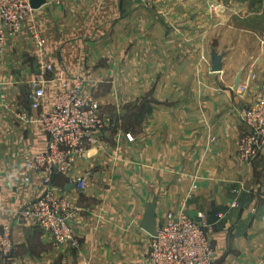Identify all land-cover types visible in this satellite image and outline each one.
Here are the masks:
<instances>
[{"label":"crops","instance_id":"1","mask_svg":"<svg viewBox=\"0 0 264 264\" xmlns=\"http://www.w3.org/2000/svg\"><path fill=\"white\" fill-rule=\"evenodd\" d=\"M47 65L54 72L34 109L32 81ZM63 76L87 78L85 91L118 122L54 181L76 208L78 248L18 215L44 192L26 159L47 147L39 119ZM263 90L264 0H45L0 58V229L12 227L15 245L0 264H148L141 224L153 201L157 226L169 212L205 213L216 264H264V150L250 165L238 155L241 111Z\"/></svg>","mask_w":264,"mask_h":264},{"label":"built area","instance_id":"2","mask_svg":"<svg viewBox=\"0 0 264 264\" xmlns=\"http://www.w3.org/2000/svg\"><path fill=\"white\" fill-rule=\"evenodd\" d=\"M34 10L31 0H0V58L8 40L22 31L26 19L32 16ZM28 30L35 46L43 49L46 40L36 23H30ZM49 72H54V66L47 65L32 81L30 97L34 109L42 107ZM59 81L54 104L45 109L39 119L48 134L47 147L26 159L27 167L41 176L44 192L18 215L25 223L49 232L55 245L78 248L80 241L74 231L76 208L70 200L56 193L54 181L58 175H69L88 149L101 142L103 132L111 124L102 115L97 98L85 91L87 78L63 76ZM20 116L27 117L25 113H20ZM240 118L246 131L240 139L238 155L250 165L264 150V90L241 111ZM127 138L134 140L130 133ZM76 181L78 190L82 192L85 189L84 180ZM24 182L29 184L31 177L26 175ZM2 188L0 161V192ZM237 205L234 203L233 206ZM219 217L223 215L219 214ZM213 229L214 225L207 220L205 213H199L195 218L185 211L169 212L164 222L157 226L156 234L150 235L148 264H216ZM14 250L12 227L5 224L0 229V258L11 257Z\"/></svg>","mask_w":264,"mask_h":264},{"label":"water","instance_id":"3","mask_svg":"<svg viewBox=\"0 0 264 264\" xmlns=\"http://www.w3.org/2000/svg\"><path fill=\"white\" fill-rule=\"evenodd\" d=\"M44 3H45V0H31V5L33 9L40 8ZM221 60H222L221 56L217 55L216 53L212 54V71L221 70L222 68ZM141 225L143 229H145L150 235L156 234L157 224H156V202L155 201L149 204Z\"/></svg>","mask_w":264,"mask_h":264},{"label":"rangeland","instance_id":"4","mask_svg":"<svg viewBox=\"0 0 264 264\" xmlns=\"http://www.w3.org/2000/svg\"><path fill=\"white\" fill-rule=\"evenodd\" d=\"M140 1H143V0H140ZM188 1H189V2H194L195 0H188ZM221 9H224V6H223V5L220 6V10H221ZM189 11H190V10H189ZM187 17H189V18L192 17L190 12L188 13V16H187ZM98 102H99V101H98ZM99 103H100V102H99ZM100 105H101V104H100ZM109 108H110V107H109ZM106 111H108V112H107V114H105V115L107 116V117H105V118H108L107 120H108L109 123L111 124V125H110V128H111V127L115 128V127L117 126V123H118L116 117H115V116L112 117V118L108 117V116H110L111 112H109V111H110L109 109H106ZM2 125H3V124L1 123V124H0V140L3 139V137H4V129H2Z\"/></svg>","mask_w":264,"mask_h":264}]
</instances>
